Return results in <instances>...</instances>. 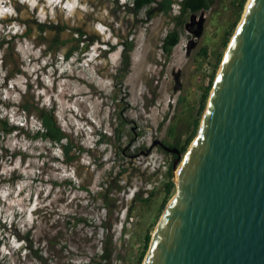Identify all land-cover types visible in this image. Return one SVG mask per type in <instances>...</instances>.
Returning <instances> with one entry per match:
<instances>
[{
    "label": "rangeland",
    "instance_id": "obj_1",
    "mask_svg": "<svg viewBox=\"0 0 264 264\" xmlns=\"http://www.w3.org/2000/svg\"><path fill=\"white\" fill-rule=\"evenodd\" d=\"M173 1L165 13L134 15L132 0H0V119L37 131L19 104L53 109L74 157L17 133L1 139L0 264H102L110 236V264H140L176 192L177 156L162 144L186 147L183 159L249 0L243 11L241 0H214L195 15ZM37 22L62 30L61 43ZM79 30L83 42L66 57ZM173 30L180 42L166 54Z\"/></svg>",
    "mask_w": 264,
    "mask_h": 264
},
{
    "label": "water",
    "instance_id": "obj_2",
    "mask_svg": "<svg viewBox=\"0 0 264 264\" xmlns=\"http://www.w3.org/2000/svg\"><path fill=\"white\" fill-rule=\"evenodd\" d=\"M142 264H264V0H249Z\"/></svg>",
    "mask_w": 264,
    "mask_h": 264
},
{
    "label": "trees",
    "instance_id": "obj_3",
    "mask_svg": "<svg viewBox=\"0 0 264 264\" xmlns=\"http://www.w3.org/2000/svg\"><path fill=\"white\" fill-rule=\"evenodd\" d=\"M247 3V0H241L240 2V11H243L245 8V5ZM174 4L173 0H132L131 4H126L129 8V10L134 14L138 15L143 10L147 11L149 14L153 11H157V13H165L167 11H170L172 9V5ZM214 4V0H182L180 2V8H181V14L182 15H195L201 12L209 11L211 7ZM10 21H20L19 19H11ZM5 22V21H3ZM37 31L41 34H44L48 30L55 32V43L60 44V34L63 32L62 30L57 31L58 29L55 28L54 25L47 24L45 22H37L36 24ZM64 30V29H63ZM79 39L77 40V45L70 51V53L67 54L66 57H70L75 50H77L79 44L83 42L82 38L84 37L85 33L81 30H79ZM22 35L14 34L12 36V39L20 38ZM231 35H229L228 39ZM180 33L177 30H173L167 34V36L164 39L162 49L166 54H170L172 49L175 48L179 42H180ZM228 39L226 40L225 45L228 43ZM99 37H96L92 44L95 42H99ZM8 41H5V39H0V48L4 47ZM222 58L221 55L219 57V65L221 64ZM128 62H126V65ZM214 83V82H213ZM212 85H209V87L206 89L205 94L203 95L201 106L199 109V116L203 114L205 111L207 101L209 99L210 92L213 87ZM19 109L23 111L26 114L31 115L33 112L37 116L39 122H40V128L37 131L28 130L25 128V124H14L11 122V120L6 118L0 119V141L4 136L12 135L14 133L25 135L27 139L30 140H43L49 142L52 146H58L62 154L65 155L68 160H73L74 157H70V153L72 152L73 146L69 140L68 135L65 133L63 128L60 126L56 116L55 111L53 109H46L43 107H39L36 105L35 102H26L19 104ZM199 121H196V125L198 126ZM195 136V135H194ZM176 146H178L176 144ZM186 151V147H183L180 149V154H183ZM173 187V182L169 183L167 185V190L171 189ZM107 230H111V225L107 226ZM152 235L149 233L145 237V244L143 251L138 259L139 263L142 264L143 260L147 254V251L149 249L150 243H151ZM113 254V241L112 237H108V240L106 241V244L103 248L102 254L100 259L104 261L102 264H110L111 258Z\"/></svg>",
    "mask_w": 264,
    "mask_h": 264
},
{
    "label": "clouds",
    "instance_id": "obj_4",
    "mask_svg": "<svg viewBox=\"0 0 264 264\" xmlns=\"http://www.w3.org/2000/svg\"><path fill=\"white\" fill-rule=\"evenodd\" d=\"M4 7H5V5H4ZM5 11H7V9H5ZM101 49L106 50V45L102 44Z\"/></svg>",
    "mask_w": 264,
    "mask_h": 264
},
{
    "label": "bare ground",
    "instance_id": "obj_5",
    "mask_svg": "<svg viewBox=\"0 0 264 264\" xmlns=\"http://www.w3.org/2000/svg\"><path fill=\"white\" fill-rule=\"evenodd\" d=\"M72 99H73V98H72ZM177 167H178V166H177ZM177 173H178V169L175 171V180H176V182H177V180H178Z\"/></svg>",
    "mask_w": 264,
    "mask_h": 264
}]
</instances>
